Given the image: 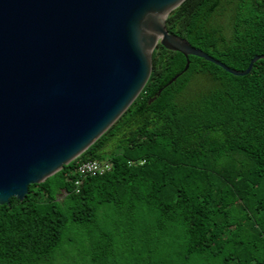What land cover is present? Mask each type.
I'll use <instances>...</instances> for the list:
<instances>
[{
  "label": "trees",
  "instance_id": "1",
  "mask_svg": "<svg viewBox=\"0 0 264 264\" xmlns=\"http://www.w3.org/2000/svg\"><path fill=\"white\" fill-rule=\"evenodd\" d=\"M165 27L237 71L264 55V0H184ZM89 160L110 170L75 187ZM68 228L98 264H118L116 246L125 264H264V60L234 76L157 45L119 119L23 201L0 205V264H57Z\"/></svg>",
  "mask_w": 264,
  "mask_h": 264
},
{
  "label": "water",
  "instance_id": "2",
  "mask_svg": "<svg viewBox=\"0 0 264 264\" xmlns=\"http://www.w3.org/2000/svg\"><path fill=\"white\" fill-rule=\"evenodd\" d=\"M183 1L0 0V205L23 201L29 185L119 119L146 84L157 45L234 76L264 60L255 55L237 71L168 33L165 19Z\"/></svg>",
  "mask_w": 264,
  "mask_h": 264
},
{
  "label": "rangeland",
  "instance_id": "3",
  "mask_svg": "<svg viewBox=\"0 0 264 264\" xmlns=\"http://www.w3.org/2000/svg\"><path fill=\"white\" fill-rule=\"evenodd\" d=\"M58 200L63 198V195H58ZM65 238V254L57 260V264H98L91 260V257L86 255V251L89 250L87 241L82 233L76 232L72 228H68L64 235ZM68 241H73L74 243L70 246H67ZM127 248L121 246H116L113 248L114 251H117V256L115 255V260L118 264H125L124 259H121V252L126 251ZM126 256V255H125ZM110 264L113 262V258L109 257Z\"/></svg>",
  "mask_w": 264,
  "mask_h": 264
},
{
  "label": "built area",
  "instance_id": "4",
  "mask_svg": "<svg viewBox=\"0 0 264 264\" xmlns=\"http://www.w3.org/2000/svg\"><path fill=\"white\" fill-rule=\"evenodd\" d=\"M110 170V163L97 160H89L79 164L75 168V174L77 176L74 181L75 187L81 185L82 180L86 177H92L96 175H102Z\"/></svg>",
  "mask_w": 264,
  "mask_h": 264
}]
</instances>
